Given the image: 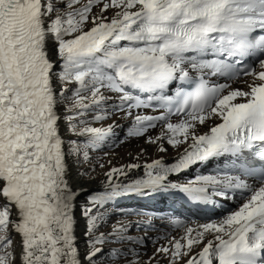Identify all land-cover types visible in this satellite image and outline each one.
<instances>
[{
  "label": "snow or ice",
  "instance_id": "1",
  "mask_svg": "<svg viewBox=\"0 0 264 264\" xmlns=\"http://www.w3.org/2000/svg\"><path fill=\"white\" fill-rule=\"evenodd\" d=\"M0 264H264V0H0Z\"/></svg>",
  "mask_w": 264,
  "mask_h": 264
},
{
  "label": "bare ground",
  "instance_id": "2",
  "mask_svg": "<svg viewBox=\"0 0 264 264\" xmlns=\"http://www.w3.org/2000/svg\"><path fill=\"white\" fill-rule=\"evenodd\" d=\"M234 87H244V86L242 84H236L234 85ZM151 134L155 135L156 132L153 131ZM141 148L147 149L146 154L142 156L140 159L141 163H143V161L146 159L149 161L151 159H155L157 156H163V158L167 161H171L175 157V151L170 147L168 148V151L166 153H158L156 151L155 146L145 144L143 139H131L125 143H121L118 146L110 149V152L112 155V163L114 165L119 166L122 164H127L129 162H132L131 158L134 157L137 153H139ZM199 172H200V169L195 170V174H199ZM142 174H143L142 170H134L132 173H130V178L136 179ZM94 175L97 177V181L103 179V172L99 168L96 170ZM191 175H193V173H189L188 177H184V178H190ZM121 179H123V177H121ZM81 182L84 183L85 187H88V188H97L100 186L98 183L87 184L86 181H81ZM218 203H221V202L218 201L217 204ZM125 204L133 205V207H130V209H137L138 206H140V208L142 207V208L153 210L155 214L157 215H164V213H165V216L182 214L183 217L187 216V218L199 219L201 223L205 222V220L209 217H211L212 219H216L214 217L215 214H217L216 217L218 218L221 215L220 211L222 210V208H224L222 206L221 210L215 213L214 212L215 209L210 211L208 208L201 207L200 208L201 211H199L198 212L199 214H198L196 211L192 210L193 209L192 205H194L192 203H185L180 200L173 202L171 199L167 201H155L154 202V201H149V200L137 199L135 197L122 200L121 205H125ZM162 209H164V212L161 211ZM197 215H199V217ZM148 250L151 251V244L148 245Z\"/></svg>",
  "mask_w": 264,
  "mask_h": 264
},
{
  "label": "rangeland",
  "instance_id": "3",
  "mask_svg": "<svg viewBox=\"0 0 264 264\" xmlns=\"http://www.w3.org/2000/svg\"><path fill=\"white\" fill-rule=\"evenodd\" d=\"M123 207H125V208H130V207H133V205H128V204H125V205H122ZM221 203H218L217 204V207L215 208V213H217V212H219L220 210H221V208H222V206L224 207V208H222V210L220 211V213L222 214L226 209H229V208H234L235 207V202H231V203H229V202H223V205L221 206ZM138 208H140V206H138ZM142 208V207H141ZM192 210L193 211H196L197 213L199 212V211H201L199 208H196V207H194V205H192ZM160 209V208H159ZM169 210V209H168ZM162 212H164V209H162L161 210ZM167 214V213H166ZM199 214V213H198ZM164 215H165V213H164ZM168 215H170V214H168ZM196 215V214H195ZM216 215L217 214H215L214 215V217L215 218H217L216 217ZM198 217H199V215H197ZM185 217H187V216H185Z\"/></svg>",
  "mask_w": 264,
  "mask_h": 264
}]
</instances>
